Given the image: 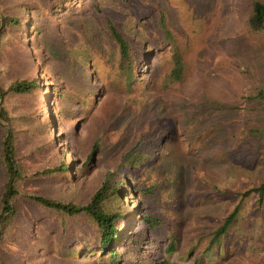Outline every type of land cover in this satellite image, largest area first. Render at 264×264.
I'll return each instance as SVG.
<instances>
[{
	"label": "rangeland",
	"instance_id": "1",
	"mask_svg": "<svg viewBox=\"0 0 264 264\" xmlns=\"http://www.w3.org/2000/svg\"><path fill=\"white\" fill-rule=\"evenodd\" d=\"M101 1L131 28L129 19L144 14L139 21L144 25L133 30L147 38L144 46L152 50L137 63L128 85L117 68L118 47L97 21H89L90 35L98 40L104 56L94 54L92 85L74 81L69 88L80 93L97 89L77 124L75 118L71 123L64 121L75 125L72 139L62 138L67 101L51 103L46 97L44 105L50 113L56 110L59 127L54 134L57 143H62L57 149L67 160L72 156V178L61 183L45 179L40 187L63 199L83 198L100 171L119 168L135 184L150 189L153 196L143 200L166 219L163 231L178 233L172 264H191L196 259L197 264H264V199L258 202L255 193L243 199L232 225L206 249L210 233L240 199L239 192L264 177V102L245 105L241 101L244 93L264 87V29H247L249 0H144L141 4L132 0L129 6L120 0ZM160 9L165 11L173 41L161 37L156 24ZM74 16L66 20L69 30L58 47L75 48L84 41ZM175 49L183 60L178 78L172 73ZM37 54L33 50L35 63L44 73L42 79L48 82L55 76L52 62L44 51L43 58ZM55 73L60 82L65 79L61 69ZM66 79V83L71 80ZM208 98L216 100L211 107L206 105ZM193 109H197L195 116ZM233 119L239 121L233 123ZM254 124L263 128L261 135L250 133ZM99 132L102 143L92 161L84 170H74ZM32 133L30 127L17 128L19 139L28 137L30 143L36 138ZM45 135L40 137L46 139ZM141 138L144 143L128 155ZM62 146L67 152L63 153ZM29 157L33 161L37 152L30 151ZM125 200L130 206L137 203L133 196ZM36 222L47 238L41 241L39 257L30 264H89L90 258H77L68 247L63 251L57 236L48 235L46 219Z\"/></svg>",
	"mask_w": 264,
	"mask_h": 264
},
{
	"label": "trees",
	"instance_id": "2",
	"mask_svg": "<svg viewBox=\"0 0 264 264\" xmlns=\"http://www.w3.org/2000/svg\"><path fill=\"white\" fill-rule=\"evenodd\" d=\"M120 1L127 6L132 3V0ZM138 1L141 4L144 0ZM246 12L247 29L263 30L264 0H249ZM71 15L80 22L84 38L73 47L76 50L71 46L58 47L62 35L69 30L66 20ZM141 17L144 14L129 19L133 24L131 28L108 11L101 0H0V119L6 123L0 121V264H30L39 257L41 241L47 238V233L38 229V219L47 220L48 235L57 236L63 251L74 250L77 258H90L89 264H172L170 255L178 249V233L163 231L166 219L143 200L153 196L150 189L135 184L123 170L100 171L83 198L63 199L46 191L44 186L40 187L45 179L61 183L72 178V156L67 160L57 149L62 143H57L54 134L56 126L59 127V118L54 117L56 110L52 106L50 113L44 105L46 97L51 103L67 101V112L61 119L65 130L62 138L72 139L77 133L75 125L64 121L71 123L75 118L77 124L97 89L93 93L86 92L88 90L80 93L69 88L74 81L92 85L96 80L94 54L100 58L104 56L98 40L90 35L89 21H97L118 47L117 68L130 85L137 63H142L152 50L144 46L147 38L139 37L133 30ZM156 24L161 37L174 40L162 9ZM156 40L151 39L152 42ZM33 50L39 58L44 57L41 56L44 51L52 62L55 76L48 78V82L42 79L44 73L35 63ZM172 59V73L178 78L183 60L177 49ZM60 69L65 74L62 82L55 73ZM66 77L70 82L66 83ZM241 101L245 105L263 103L264 87L244 93ZM205 102L211 107L216 100L208 98ZM196 112L197 109H193L191 114L195 116ZM236 121L239 120H232ZM19 127H30L35 140L30 143L28 137L19 139ZM249 130L252 135L263 132L259 124L252 125ZM43 134L46 139L40 137ZM101 135L99 132L92 138L81 166L76 165L74 170L88 167L102 143ZM254 137L257 144L258 138ZM143 143L141 138L133 144L128 155ZM61 148L63 153L67 152L65 147ZM54 150L58 153L53 154ZM30 151L37 152V157L32 159L41 164L33 166ZM251 193L262 202L264 177L239 192L240 199L210 233L206 249L213 247L226 233L238 216L243 199ZM127 196H133L137 203L130 206L125 200ZM197 263L198 259L191 264Z\"/></svg>",
	"mask_w": 264,
	"mask_h": 264
},
{
	"label": "water",
	"instance_id": "3",
	"mask_svg": "<svg viewBox=\"0 0 264 264\" xmlns=\"http://www.w3.org/2000/svg\"><path fill=\"white\" fill-rule=\"evenodd\" d=\"M5 123V122H4ZM6 124V123H5Z\"/></svg>",
	"mask_w": 264,
	"mask_h": 264
}]
</instances>
